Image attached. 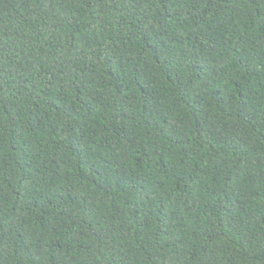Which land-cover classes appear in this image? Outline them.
Segmentation results:
<instances>
[{"label": "trees", "instance_id": "16d2710c", "mask_svg": "<svg viewBox=\"0 0 264 264\" xmlns=\"http://www.w3.org/2000/svg\"><path fill=\"white\" fill-rule=\"evenodd\" d=\"M0 264H264V0H0Z\"/></svg>", "mask_w": 264, "mask_h": 264}]
</instances>
